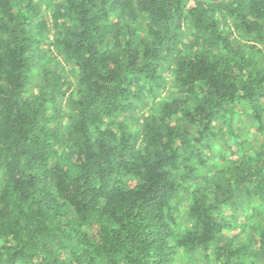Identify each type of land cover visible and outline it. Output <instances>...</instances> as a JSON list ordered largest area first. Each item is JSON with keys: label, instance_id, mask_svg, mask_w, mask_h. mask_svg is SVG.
<instances>
[{"label": "trees", "instance_id": "16d2710c", "mask_svg": "<svg viewBox=\"0 0 264 264\" xmlns=\"http://www.w3.org/2000/svg\"><path fill=\"white\" fill-rule=\"evenodd\" d=\"M0 264H264V0H0Z\"/></svg>", "mask_w": 264, "mask_h": 264}]
</instances>
